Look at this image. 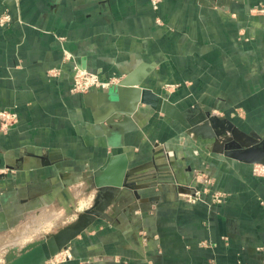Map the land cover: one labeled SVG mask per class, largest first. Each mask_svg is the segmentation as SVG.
<instances>
[{"label": "crops", "instance_id": "obj_1", "mask_svg": "<svg viewBox=\"0 0 264 264\" xmlns=\"http://www.w3.org/2000/svg\"><path fill=\"white\" fill-rule=\"evenodd\" d=\"M258 8L264 0H163L157 13L147 0H0L11 18L0 23V112L16 115L0 122V203L55 219L88 200L101 208L59 264H264V178L250 163L143 105L126 130L128 94L70 92L77 68L149 89L184 121L217 131L225 119L246 146L264 139ZM198 171L223 203L185 201Z\"/></svg>", "mask_w": 264, "mask_h": 264}, {"label": "rangeland", "instance_id": "obj_2", "mask_svg": "<svg viewBox=\"0 0 264 264\" xmlns=\"http://www.w3.org/2000/svg\"><path fill=\"white\" fill-rule=\"evenodd\" d=\"M153 1L155 2V5L153 4ZM163 0H147L150 8L152 11L156 12L159 10L160 4L162 3ZM254 12L258 14H264V8H258L254 9ZM7 15V13H3L0 17V20ZM10 16V15H9ZM2 24H7L9 22H0ZM158 24H161L159 19L157 20ZM82 71V70H81ZM94 75H97L99 79L98 74L93 73V72H88ZM73 80V78H72ZM102 80V79H101ZM106 82V80H102ZM107 81H110L111 83H114V85L118 84L119 80L118 79H109ZM111 87V86H109ZM171 87L166 86L165 89L169 90ZM89 93V91H86L82 94ZM75 94V93H73ZM81 94V93H77ZM175 120V118H174ZM215 122H217L220 127L216 131L218 135L214 138H207L204 139L201 136H196L189 128H185L184 125L181 126L187 130L189 135H194L196 138H200L202 140H213L216 144H218L220 147L219 149H222L223 155L230 157L229 155H226L225 153L231 149H244L246 147L245 142L241 139H233L231 137V129L234 128L232 124L228 126V128L225 126L226 121L225 119H214ZM176 121V120H175ZM184 121V120H183ZM184 123L191 125L201 123L199 119H186ZM229 123V122H228ZM227 125V124H226ZM236 128V127H235ZM244 145V146H243ZM196 153V151L194 152ZM174 155L173 152H168V156ZM231 158V157H230ZM233 159V158H232ZM251 165V174L254 178H264V161H255V162H249ZM214 185V179L211 177L209 174L206 172H199L196 173L193 176V179L191 183L186 187L189 193L185 195L186 199L185 201L190 203V204H205L208 206H212L214 204H221L225 201L226 199V194L223 193L222 191L214 190L213 188ZM196 197H198L196 199ZM89 205H88V204ZM85 203V206L78 205V211H77V204L73 205V207L66 211L64 210V213L61 215V217H49V215L45 214H39V217H36L33 214L26 215L22 212H19L16 206V201H10V203L2 202L0 203V212L4 211L5 209H10V206H13V214L12 212L7 214L6 222L2 223L0 225V264H6L8 263L9 259L13 256H18L21 254V252L24 250V248L30 244L37 242L39 240L45 239L47 236L56 233L59 229L69 226L71 224H74L78 216L82 213H84L86 210L90 209L96 201L93 203L92 201H89ZM93 204V205H92ZM69 207L70 205L67 204ZM67 206V207H68ZM57 209V208H55ZM54 209V210H55ZM67 209V208H66ZM69 209V208H68ZM49 213L52 214L54 211L52 208H49ZM1 214V213H0ZM23 217H25L24 221ZM41 226V228L39 227ZM81 235V234H80ZM79 235V236H80ZM78 236V237H79ZM26 237V238H24ZM77 238V237H76ZM75 238V239H76ZM74 239V240H75ZM14 245V248L11 247V245ZM17 244V245H15ZM69 244L63 248L59 253L58 256L63 253L64 255L70 254L71 257L70 259H66L65 261L71 260L72 259V253L71 250L68 248ZM62 257V256H60ZM59 264L57 263V258L54 256L51 258L49 261H47L45 264ZM61 263V262H60Z\"/></svg>", "mask_w": 264, "mask_h": 264}, {"label": "water", "instance_id": "obj_3", "mask_svg": "<svg viewBox=\"0 0 264 264\" xmlns=\"http://www.w3.org/2000/svg\"><path fill=\"white\" fill-rule=\"evenodd\" d=\"M134 86L136 85L128 81H120V83L109 87L108 90L95 91L101 92V96L117 97V99H121L123 95L128 94L129 109L123 112L122 120L123 128H129L126 130L137 129L136 127H133L131 117L136 111L137 106L143 105L156 113H162L175 118L176 121L184 125L185 128H189L196 136H201L202 138L207 139L214 138L218 135L211 126L213 123L211 124V122L209 123L203 120L201 123L190 126L189 124L184 123L175 107L163 97L155 94L149 89ZM111 89L113 90L110 91ZM127 125L129 126L126 127ZM236 132H238V130L234 127L231 130L234 139H238L234 136ZM225 154L240 161L263 162L264 139L252 141L251 144H248L244 149H231ZM100 215L101 208L98 201H96L90 209L78 216V219L74 224L59 229L56 233L47 236L43 240L28 244L20 255L11 257L6 264H45L70 244L76 237L85 232L88 227L100 217Z\"/></svg>", "mask_w": 264, "mask_h": 264}, {"label": "built area", "instance_id": "obj_4", "mask_svg": "<svg viewBox=\"0 0 264 264\" xmlns=\"http://www.w3.org/2000/svg\"><path fill=\"white\" fill-rule=\"evenodd\" d=\"M153 4L155 5V2L153 1ZM11 18L7 14L5 15L0 22H10ZM114 83H111L110 81L104 82L101 79L97 77V75L81 71L77 68H74V75L72 80V85L70 88L71 93H84L86 91H103L102 89L107 88L109 86H113ZM16 115L14 113H9L6 111L0 112V122L3 126L10 125L15 121ZM198 197H196L197 199ZM62 256V257H60ZM71 255L66 254L64 255L61 253V255H56L57 263L64 262L66 259H70ZM55 264V263H54Z\"/></svg>", "mask_w": 264, "mask_h": 264}]
</instances>
